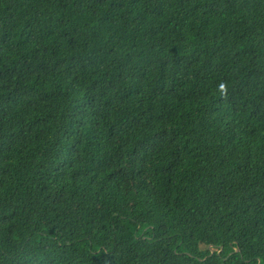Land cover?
Instances as JSON below:
<instances>
[{"label": "trees", "instance_id": "16d2710c", "mask_svg": "<svg viewBox=\"0 0 264 264\" xmlns=\"http://www.w3.org/2000/svg\"><path fill=\"white\" fill-rule=\"evenodd\" d=\"M0 264H264V0H0Z\"/></svg>", "mask_w": 264, "mask_h": 264}, {"label": "clouds", "instance_id": "9594fccd", "mask_svg": "<svg viewBox=\"0 0 264 264\" xmlns=\"http://www.w3.org/2000/svg\"><path fill=\"white\" fill-rule=\"evenodd\" d=\"M219 87H220V90H221V91H224V90H225V85H224V84H220Z\"/></svg>", "mask_w": 264, "mask_h": 264}]
</instances>
